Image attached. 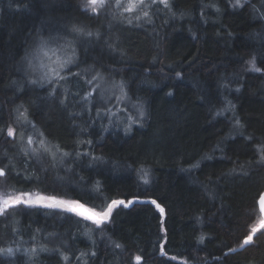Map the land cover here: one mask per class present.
<instances>
[{
  "label": "trees",
  "instance_id": "16d2710c",
  "mask_svg": "<svg viewBox=\"0 0 264 264\" xmlns=\"http://www.w3.org/2000/svg\"><path fill=\"white\" fill-rule=\"evenodd\" d=\"M84 2L0 0V190L127 206L99 227L59 207L10 209L0 249L14 253L0 264H264V229L240 247L264 191V0H145L147 18ZM66 22L99 31L77 42L81 75L31 83L24 56ZM97 73L114 84L99 95L86 83Z\"/></svg>",
  "mask_w": 264,
  "mask_h": 264
},
{
  "label": "snow or ice",
  "instance_id": "6c2138e0",
  "mask_svg": "<svg viewBox=\"0 0 264 264\" xmlns=\"http://www.w3.org/2000/svg\"><path fill=\"white\" fill-rule=\"evenodd\" d=\"M117 6H121V0H116ZM152 4H163L166 8L170 7L169 4V0H151ZM149 5L146 4L145 0H128L127 6L124 7V11L125 12H136V11H142V17L143 18H147L149 17V12L146 10H143L144 8H147ZM234 6H240L242 7V3L241 0H235V5ZM108 7V0H85L84 2V8L86 11L90 10L93 13H97L100 10H104L105 8ZM140 15L136 16V19H141L142 18ZM129 23H131V20H129ZM72 33H75L77 35H84V30L78 26H73L71 29ZM86 35L88 36H92L93 33L91 32H87ZM51 39V38H50ZM49 41L48 40H44L43 38H40V43H39V48L41 51H43L44 48H46L48 46ZM51 50V49H49ZM65 51V53H67L69 50L71 51L70 55H65L64 58H57V60L53 61V63H55L57 65V67L55 68H51L49 70V72L44 73L43 75H41L38 79H33L30 82L31 83H40L41 85H43L44 83L47 84H53V83H59V81L61 80H67L69 76H80L81 73L79 72H71V70L69 69V65H77V60H76V52H75V48L72 47L71 43H69L68 41H65V48L64 49H60L59 47H57V51ZM45 55H47V53H45ZM26 61H27V65L30 69L34 68V65L32 63V58L30 55H26ZM249 64L251 65V69L252 71L255 72H261L262 69L260 67L256 66V61L255 58H253L252 60L249 61ZM68 70L65 73V70ZM61 73H65L64 75H61ZM177 75L179 76L180 74L177 73ZM102 79V77H100V74L97 73L96 75L92 76V78L90 80H87L86 83L88 84H92L93 81L97 80V79ZM100 85L96 84V88H99ZM117 87L120 88L121 91V96L118 97L117 99H125L127 97V93L124 92V85L123 82H120L119 85H117ZM53 92H55V89H53ZM92 93H89V96ZM172 93H169V95H171ZM88 97H85V99H87ZM19 112V110H17ZM139 115L141 117L144 116L143 111L139 112ZM21 118H23V120L30 125L33 129H35V125L32 124V122L30 120H28L27 115L24 112H19V115L17 117V120L19 121ZM132 122H137V121H132ZM239 120H237V124H239ZM130 127V125H129ZM7 135L9 137H12L15 135V130L9 126L7 128ZM38 136H43V133H38ZM39 143L41 147H43V150L45 152H51V149L45 146V140L44 139H39L37 141V139L33 136V135H28L27 136V145H33L35 143ZM89 143H91V141H89ZM59 149L57 148V151ZM39 150L38 149H33L32 150V154L35 155ZM258 151H260V158L258 160V163H262L264 164V146H260V148H258ZM27 154V153H26ZM54 155V154H53ZM63 155L67 156L68 153H64ZM7 166H3L0 167V178H4L7 175ZM144 176L147 177V173H144ZM145 183L148 182V180L145 178L144 180ZM259 210L262 214H264V193H261L259 195ZM128 203H132V201H128ZM153 204H156V201L153 200L152 201ZM44 206V207H60V208H65L67 211L70 212H74L77 215H82L84 216V218L86 220H90L92 221L97 227H99L100 225L106 223L112 213H113V209L114 207H116L117 205H125V201L124 200H112L111 203H108L106 205V207H102L99 210H97L95 207L89 208L87 209V215L84 214V212L79 211V209L83 208V205L76 203V202H67V201H63V200H58L56 197L54 196H46L43 195L39 192H32V191H19V192H9L6 189H2L0 190V215H6L8 214V211L10 209H15L18 206ZM157 208L160 209L161 212L164 211L163 208H160V205L157 204L156 205ZM260 229H264V218H261V220L259 221V228L257 227H252L251 231L248 235H246L243 238L242 243L240 244V247L243 248L246 245H249L251 243H254V236L255 234L260 231ZM201 242H203V237H201ZM116 247L119 248L120 245L116 244ZM160 248V253L161 255H166L165 251H164V245L161 244L159 246ZM236 249H229V251H235ZM31 251H35V249H32ZM0 253L2 254H6V255H13L14 253V249L13 248H7V249H0ZM93 255H95V253H93ZM65 260L68 259L67 256L64 257ZM137 261H139L141 259L140 256L136 257ZM170 260H176L177 257L176 256H172L169 257ZM186 264V262H185Z\"/></svg>",
  "mask_w": 264,
  "mask_h": 264
},
{
  "label": "rangeland",
  "instance_id": "374dc122",
  "mask_svg": "<svg viewBox=\"0 0 264 264\" xmlns=\"http://www.w3.org/2000/svg\"><path fill=\"white\" fill-rule=\"evenodd\" d=\"M114 1H115V4L117 5L116 0H114ZM127 3H128V0H121V7L123 8V7L127 6ZM73 26H74V24L72 22H66V23L61 24V26L57 27V29L61 33L55 32V33L43 38L44 40L49 41L48 46L46 48H44L43 51H41L39 48V43H40V40H39L35 44V46L29 52H27L26 55L31 56L32 63L34 65L33 69H30L28 67L27 61H26V55H25L23 58V61H25L24 70L26 73L27 72L29 73V75H30L29 80L30 81L33 79H38L44 73L49 72V70L51 68L57 67V65L55 63H53V61L57 60V58H64L66 54L67 55L71 54L70 50L67 53H65V51H63V50L57 51V47H59L60 49L65 48V41H68L69 43H71L72 47L75 48V52H77L78 40L81 38L89 37L88 35H86V33L89 32L88 28H86L85 26L82 25L80 28H82L84 30L85 34L84 35H77V34L71 32V29ZM91 33H93V35H92V38L90 40L91 41H98L99 31H91ZM49 49H51V50H49ZM45 53H47V55H45ZM76 60H77V53H76ZM71 66H72V70L76 71L74 68V65H69V68ZM65 71H67V69ZM96 84H99L100 87L96 88ZM91 85L93 87V90L97 91L98 95H99V90H101L103 88H112L114 86V84L108 83L102 79L99 80V78L97 80L93 81ZM88 92L92 93L91 89H88ZM16 119H17V117H16ZM10 126L14 130L16 129L15 126H12V125H10ZM6 132H7V130H6ZM25 143L27 145V142H25ZM28 146L29 145H27V147ZM58 200H63V199H58ZM63 201L79 203L78 201H71V200H63ZM79 204H81V203H79ZM62 209L66 210L65 208H62Z\"/></svg>",
  "mask_w": 264,
  "mask_h": 264
},
{
  "label": "water",
  "instance_id": "95a60500",
  "mask_svg": "<svg viewBox=\"0 0 264 264\" xmlns=\"http://www.w3.org/2000/svg\"><path fill=\"white\" fill-rule=\"evenodd\" d=\"M261 193H264V191H262ZM261 193H260V194H261ZM258 201H259V197H258V199H257V206H258V209H259L260 206H259V202H258ZM81 205H82V204H81ZM87 209H89V208L83 205V208L79 209V211L84 212V214L87 215V211H86ZM259 212H260V210H259ZM260 215H261V218H264V214H262V213L260 212ZM83 217H84V216H83ZM254 227L259 228V221H258L257 225L254 226Z\"/></svg>",
  "mask_w": 264,
  "mask_h": 264
}]
</instances>
